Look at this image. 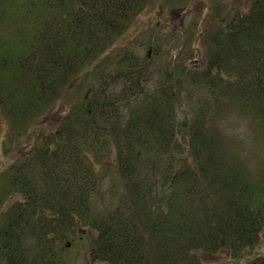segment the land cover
I'll list each match as a JSON object with an SVG mask.
<instances>
[{
	"label": "trees",
	"instance_id": "trees-1",
	"mask_svg": "<svg viewBox=\"0 0 264 264\" xmlns=\"http://www.w3.org/2000/svg\"><path fill=\"white\" fill-rule=\"evenodd\" d=\"M152 1L0 0V112L26 147L0 161V264H71L83 237L87 264H264V165L214 120L247 118L264 143V0H209L204 63L150 88L161 65L109 50ZM73 82L57 124H38ZM109 165L123 189L96 211Z\"/></svg>",
	"mask_w": 264,
	"mask_h": 264
},
{
	"label": "rangeland",
	"instance_id": "rangeland-1",
	"mask_svg": "<svg viewBox=\"0 0 264 264\" xmlns=\"http://www.w3.org/2000/svg\"><path fill=\"white\" fill-rule=\"evenodd\" d=\"M217 1L221 7L225 5L231 10L246 6L245 0ZM163 3V0H153L146 10L132 21L128 30L109 50L111 55H117L120 51L132 50L141 57L150 56L155 67H158V64L161 65L164 68L160 70L162 74L159 71L154 74L155 76L149 80L150 88L158 83L159 77L164 74L165 69L172 70L174 66L183 63L197 67L203 64L207 54V42L205 43L203 34L216 28L211 25L213 21L207 19L211 6L209 0L195 1L188 8H172ZM79 81L76 82L79 83ZM74 82L62 95L58 103L59 106L57 105L53 111L46 114L38 124L48 127V130L57 124L60 118L59 110H66L74 101ZM116 87V89H120V86ZM88 92V87H85L79 95V99L84 98ZM189 111L190 102H187L180 110V120H184ZM214 120L221 123V131H225L222 132L223 139L227 140L228 148L241 153L251 167L262 168L264 165V143L255 137L249 119L241 121L239 116L235 115L228 117L223 122L217 117ZM10 129L8 121L0 112L1 164L4 162L10 165L20 157L23 151L21 149L26 148L25 144L17 147L19 143L17 138L11 134ZM5 144L13 147L8 149L9 155L7 156L3 152ZM107 168L108 173L104 179V199H99V203L96 202V211H105L107 208L115 207L123 189L115 169L110 165ZM76 244L78 245L69 248L70 263L87 264L85 255L89 248V240L83 237ZM227 260L228 258L222 255L206 257V262L209 264H227Z\"/></svg>",
	"mask_w": 264,
	"mask_h": 264
}]
</instances>
